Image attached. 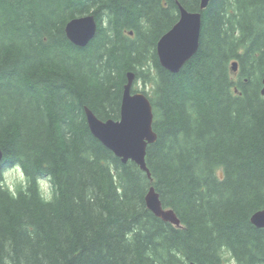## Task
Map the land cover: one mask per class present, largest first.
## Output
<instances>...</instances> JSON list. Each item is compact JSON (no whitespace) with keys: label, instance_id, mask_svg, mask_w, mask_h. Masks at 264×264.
Returning a JSON list of instances; mask_svg holds the SVG:
<instances>
[{"label":"trees","instance_id":"trees-1","mask_svg":"<svg viewBox=\"0 0 264 264\" xmlns=\"http://www.w3.org/2000/svg\"><path fill=\"white\" fill-rule=\"evenodd\" d=\"M178 4L201 13V29L171 74L156 43ZM199 6L0 0V173L20 164L30 182L15 199L0 189V264H226L225 253L264 264V228L250 223L264 209V0ZM87 14L97 31L76 47L64 28ZM130 71L150 89V177L94 138L84 114L117 120ZM48 177L44 203L36 181ZM150 187L178 226L147 209Z\"/></svg>","mask_w":264,"mask_h":264},{"label":"water","instance_id":"water-1","mask_svg":"<svg viewBox=\"0 0 264 264\" xmlns=\"http://www.w3.org/2000/svg\"><path fill=\"white\" fill-rule=\"evenodd\" d=\"M209 1L200 0L199 10L207 8ZM178 11V21L156 43L159 64L171 74L178 73L196 53L201 29L200 12H189L180 4H178ZM97 27L94 15L87 14L67 22L64 32L70 43L83 48L94 38ZM232 70H237L236 62L232 64ZM134 78L135 75L132 71L126 74L117 120H101L86 107L84 114L88 129L94 138L119 158L121 163L125 164L131 161L150 177L145 163V155L147 146L154 143L157 138L152 128L153 109L145 94L132 93ZM262 85V94L264 95V78ZM2 159L3 155L0 150V162ZM145 203L146 207L162 221L179 225L175 213L172 210H165L161 206L159 195L154 188L148 190ZM251 222L257 228L264 227V211L256 212Z\"/></svg>","mask_w":264,"mask_h":264},{"label":"clouds","instance_id":"clouds-1","mask_svg":"<svg viewBox=\"0 0 264 264\" xmlns=\"http://www.w3.org/2000/svg\"><path fill=\"white\" fill-rule=\"evenodd\" d=\"M142 82L137 83L141 87ZM151 87V85H148ZM29 180L25 176L20 164H14L11 168L0 173V189L8 192L11 198L15 199L18 190H26L29 187ZM39 198L44 203H50L54 198V188L51 184V177L37 179L36 181Z\"/></svg>","mask_w":264,"mask_h":264},{"label":"rangeland","instance_id":"rangeland-1","mask_svg":"<svg viewBox=\"0 0 264 264\" xmlns=\"http://www.w3.org/2000/svg\"><path fill=\"white\" fill-rule=\"evenodd\" d=\"M138 82H139V81L133 83V89H134V90H137V91H142V90H144V91H146V92L149 94V93H150V89H149V88H148V89H144V88H142V85H141V87H137V83H138ZM224 256H225V263H226V264H235V262H234V261L231 259V257L229 256V254L225 253Z\"/></svg>","mask_w":264,"mask_h":264},{"label":"bare ground","instance_id":"bare-ground-1","mask_svg":"<svg viewBox=\"0 0 264 264\" xmlns=\"http://www.w3.org/2000/svg\"><path fill=\"white\" fill-rule=\"evenodd\" d=\"M264 78V77H263ZM263 78H262V80H263ZM262 89H263V85H262ZM261 95L262 96H264L263 94H262V90H261ZM150 188H153V187H150ZM149 188V189H150ZM156 192V191H155ZM148 193V192H147ZM157 193V192H156ZM147 195V194H146ZM160 200V199H159ZM161 202V201H160ZM145 205H146V203H145ZM161 206H162V204H161ZM163 207V206H162ZM148 209V208H147ZM165 209V208H164ZM149 210V209H148ZM165 210H171V209H165ZM150 211V210H149ZM258 211H264V209L263 210H258ZM258 211H256V212H258ZM256 212H254L252 215H251V217H250V223L255 227V225L251 222V219H252V217L254 216V214L256 213ZM155 216V215H154ZM156 217V216H155ZM158 218V217H157ZM160 219V218H159ZM255 228H257V227H255ZM262 228H264V227H262ZM262 228H258V229H262Z\"/></svg>","mask_w":264,"mask_h":264}]
</instances>
